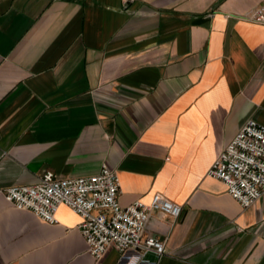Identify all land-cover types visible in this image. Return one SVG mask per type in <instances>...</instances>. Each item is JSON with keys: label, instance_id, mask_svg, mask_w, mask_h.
Masks as SVG:
<instances>
[{"label": "crops", "instance_id": "1", "mask_svg": "<svg viewBox=\"0 0 264 264\" xmlns=\"http://www.w3.org/2000/svg\"><path fill=\"white\" fill-rule=\"evenodd\" d=\"M263 0H0V264H118L87 251L66 205L46 223L4 189L46 170L90 176L105 164L118 201L156 192L143 236L158 264H264V193L241 208L212 162L249 119L264 124Z\"/></svg>", "mask_w": 264, "mask_h": 264}, {"label": "built area", "instance_id": "2", "mask_svg": "<svg viewBox=\"0 0 264 264\" xmlns=\"http://www.w3.org/2000/svg\"><path fill=\"white\" fill-rule=\"evenodd\" d=\"M121 2L129 9L134 0ZM242 17L264 25V0ZM207 175L222 181L241 208L251 206L264 193V124L247 120L224 144ZM119 194L118 175L105 164L90 176L62 178L46 170L35 183L4 189L6 201L46 223L56 222L62 204L79 214L80 232L94 258L110 247L119 253L118 264H158L167 253L164 241L143 233L153 212L177 220L181 205L156 192L147 203L136 199L122 206Z\"/></svg>", "mask_w": 264, "mask_h": 264}]
</instances>
